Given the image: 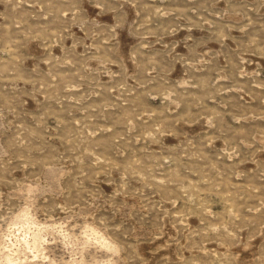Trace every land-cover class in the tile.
<instances>
[{
    "label": "rangeland",
    "instance_id": "rangeland-1",
    "mask_svg": "<svg viewBox=\"0 0 264 264\" xmlns=\"http://www.w3.org/2000/svg\"><path fill=\"white\" fill-rule=\"evenodd\" d=\"M0 264H264V0H0Z\"/></svg>",
    "mask_w": 264,
    "mask_h": 264
}]
</instances>
